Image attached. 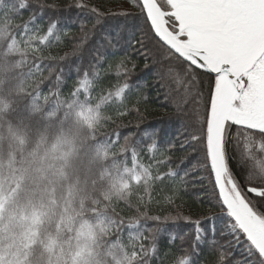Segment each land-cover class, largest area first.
I'll list each match as a JSON object with an SVG mask.
<instances>
[{"label":"snow or ice","instance_id":"1","mask_svg":"<svg viewBox=\"0 0 264 264\" xmlns=\"http://www.w3.org/2000/svg\"><path fill=\"white\" fill-rule=\"evenodd\" d=\"M0 264H264V0H0Z\"/></svg>","mask_w":264,"mask_h":264},{"label":"trees","instance_id":"2","mask_svg":"<svg viewBox=\"0 0 264 264\" xmlns=\"http://www.w3.org/2000/svg\"><path fill=\"white\" fill-rule=\"evenodd\" d=\"M58 2L63 4L70 2V0H58ZM97 2H99V0H97ZM21 16L24 19H27L29 16V11L23 10ZM46 18L47 16L45 17V19ZM17 19L19 20V17ZM64 50H68V49L65 48ZM136 62H137V69L135 75L133 76V83L137 84L139 88V92L147 97L145 104L142 105V111L145 108L147 109V111L145 112V125L151 126L153 128H165L167 125V121L169 119L168 114L171 111V109L164 102V96H163L164 90L160 89V86L158 84L153 83L152 74L144 68V62L139 57L136 58ZM45 75H47V72H45ZM75 78H76V73L74 68L69 69L67 66H65V80H66V84L64 86L65 93L69 91ZM158 89L160 94H158ZM47 90L48 87L45 86L44 91L47 92ZM135 94L136 93L134 90L133 95ZM134 122L135 121H133V123ZM129 130L134 131L135 129L134 127L130 126L129 129L120 130L121 139L123 138V135H126ZM188 203L191 205L192 201L189 200ZM184 230L187 231V229ZM127 232L128 229L126 228L125 237L127 236ZM166 241H167V234L161 237V254L163 252ZM176 243L179 244L180 241L177 240Z\"/></svg>","mask_w":264,"mask_h":264}]
</instances>
